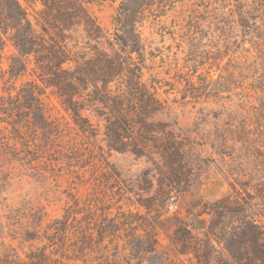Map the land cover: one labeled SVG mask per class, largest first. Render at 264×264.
I'll return each instance as SVG.
<instances>
[{
    "label": "rangeland",
    "instance_id": "rangeland-1",
    "mask_svg": "<svg viewBox=\"0 0 264 264\" xmlns=\"http://www.w3.org/2000/svg\"><path fill=\"white\" fill-rule=\"evenodd\" d=\"M77 1L0 54V264H263L264 40L235 0Z\"/></svg>",
    "mask_w": 264,
    "mask_h": 264
},
{
    "label": "trees",
    "instance_id": "trees-1",
    "mask_svg": "<svg viewBox=\"0 0 264 264\" xmlns=\"http://www.w3.org/2000/svg\"><path fill=\"white\" fill-rule=\"evenodd\" d=\"M25 1L31 6H36V4L40 3L44 6V12L46 9L54 12V10L58 8L59 14L44 15L43 12L45 24L40 23L38 27H36L30 20L28 11L23 7L20 0H0V54H3L8 43H12L18 52V59H20V62L18 61L19 65L17 66L11 63L9 69L10 79H17L25 74L27 70L26 58L33 54L39 57L43 53V50H46L47 42L39 29H42L44 32L45 25L47 24L51 26L57 34L64 35L65 32L71 30L70 26L80 24H87V26H89L91 20L82 3L77 0ZM64 4H67V8L74 13L71 14L70 19L64 18V15L59 12L60 9H62L61 6ZM235 30L240 31L245 37L253 34L254 39L250 42L255 46L259 45L258 41L264 40V0H235ZM53 60L60 61L61 63L63 59L62 57L55 56ZM66 60L69 61V59ZM39 62H41V64L43 63V61ZM34 90L36 89L33 88L31 91L24 92V98L28 100V104H33L32 107H34V109L36 107V110H40L39 98L37 93H34ZM75 113L78 117L77 111H75ZM134 146L133 152L136 154H142L143 150H145L144 147H140L139 145ZM162 150V154L165 158L174 160L176 156L175 148L164 147ZM59 223L67 225L65 221H60ZM182 240L183 239H181V242L184 246L186 242Z\"/></svg>",
    "mask_w": 264,
    "mask_h": 264
}]
</instances>
